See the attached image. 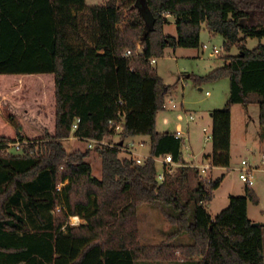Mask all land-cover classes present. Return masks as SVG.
Returning a JSON list of instances; mask_svg holds the SVG:
<instances>
[{
	"label": "trees",
	"instance_id": "16d2710c",
	"mask_svg": "<svg viewBox=\"0 0 264 264\" xmlns=\"http://www.w3.org/2000/svg\"><path fill=\"white\" fill-rule=\"evenodd\" d=\"M167 14L177 36L165 34ZM203 25L224 37L226 50L241 46L195 78L230 80L227 105L212 112L209 155L215 167L229 168L232 107L248 108L256 95L264 126V44L241 45L264 39V0H145V7L141 0H0V264L172 262L177 251L184 264H264V224L248 215L249 202L259 204L252 187L212 217L208 203L223 177L206 183L197 169L180 167L157 179L155 158L178 161L181 142L157 130L175 85L152 59L167 48H200ZM119 113L125 124L117 144L149 137L150 158L138 165L118 147H97L98 178L92 149L69 152L64 141L77 118L80 140L112 136L109 122ZM18 142L20 152H5ZM146 204L174 227L161 244L139 241L138 209ZM77 215L86 222L70 225ZM184 235L190 243L173 244Z\"/></svg>",
	"mask_w": 264,
	"mask_h": 264
},
{
	"label": "rangeland",
	"instance_id": "374dc122",
	"mask_svg": "<svg viewBox=\"0 0 264 264\" xmlns=\"http://www.w3.org/2000/svg\"><path fill=\"white\" fill-rule=\"evenodd\" d=\"M88 4H105L108 0H86ZM124 15L128 16V11L124 10ZM168 24L165 25L166 35L177 36L176 19L171 16ZM244 35L242 34L241 37ZM200 48H167L162 57L157 58L155 69L162 72L164 82L167 85H175V88L166 96L165 110L158 113L157 130L161 132L170 131L174 133L180 126L187 130L189 126L196 129L197 137L203 140V127L212 128L211 113L215 110L223 109L230 97V80L222 78L214 82H197L196 77L205 76L224 65L230 56L240 53L241 46H233L230 51L225 49V39L221 34H212L203 25L200 35ZM259 44H264V39L248 38L241 45L247 49H254ZM203 45H208L211 49L204 50ZM140 46V45H139ZM139 46L137 47L139 49ZM217 47L220 50L218 56H213L212 49ZM137 49V50H138ZM253 104L246 108L242 104L232 107V128L231 139V164L226 169V176L221 187L215 191L213 199L208 203V212L215 216L229 203L230 195H244L246 184L239 178V168L242 160H247L250 165L256 167L254 172L255 184L252 189L259 198V204L249 202L248 215L254 223L264 224V141L262 140V128L259 124V106L256 95L251 97ZM194 116V121H189V116ZM193 126V127H192ZM114 141L119 139V135L111 137ZM145 140L146 146L139 148L143 154H150L149 137H135L128 140ZM127 140V141H128ZM197 140V139H196ZM113 141V142H114ZM69 152L74 150L85 151L88 145L85 141L73 137L64 141ZM198 147V145H197ZM210 144L207 145V149ZM138 150V148H137ZM11 152H14L13 150ZM121 157H126L120 153ZM201 159V157H199ZM203 158V157H202ZM88 161L93 168L94 176L102 177V161L99 154L92 149ZM158 171L162 170L161 163H156ZM214 169L210 172L209 178L215 179ZM194 178L193 184H196ZM139 241L145 245L161 244L174 231V227L166 219L163 210L153 205H142L138 209ZM74 218H70L68 223L75 225ZM191 239L184 235L176 239L173 244H188ZM177 261H142L138 264H184L179 251L176 252Z\"/></svg>",
	"mask_w": 264,
	"mask_h": 264
},
{
	"label": "built area",
	"instance_id": "2783aa9c",
	"mask_svg": "<svg viewBox=\"0 0 264 264\" xmlns=\"http://www.w3.org/2000/svg\"><path fill=\"white\" fill-rule=\"evenodd\" d=\"M167 18H170L171 15L167 14ZM204 50L211 49L208 45H203ZM141 51V47L137 50V53ZM220 50L217 47H213L212 55L218 56L220 54ZM128 55H131L132 52L128 51ZM157 62V59H152V64L154 65ZM189 121H194V116H189ZM81 119L77 118L72 126V135L73 137L79 139L75 136V131L78 128V124L80 123ZM125 124V116L122 113L118 114L116 119H112L109 122L110 131L113 133L112 136L105 137L101 140L96 139H88L85 142L88 145L89 149H96L97 147H118L120 149V153H124L126 158L133 160L138 165H144L147 159L150 158V154L146 155L139 151V148H144L146 143L143 140L135 141V140H126L120 141L119 139L115 142H111L110 138L115 135H120L123 131V127ZM203 132L205 133V140L206 141H213V129L209 130L207 127L203 128ZM175 138L181 142V155L180 159L176 161L173 158L172 154H166L164 156L155 158L156 163H161L162 170L158 171L157 179L159 182H163L166 178L167 173L175 174L180 167H191L198 170L200 177L206 183H211L214 179L209 178L210 172L215 168L212 163V159L206 156L199 158V156L194 152L190 139L186 133V131L182 127H178L176 131L173 133ZM71 135V136H72ZM121 142H123L121 144ZM22 148V144L20 142L11 144L9 148L5 149V152L10 153L12 150L14 152H20ZM138 148V150H137ZM264 159V155H263ZM257 170L256 167L250 165L247 160H242L241 167L239 168V178L242 182L246 184V186L253 187L255 184V176L254 172Z\"/></svg>",
	"mask_w": 264,
	"mask_h": 264
},
{
	"label": "crops",
	"instance_id": "0c3cea01",
	"mask_svg": "<svg viewBox=\"0 0 264 264\" xmlns=\"http://www.w3.org/2000/svg\"><path fill=\"white\" fill-rule=\"evenodd\" d=\"M172 36H174V35H172ZM157 63V62H156ZM155 63V64H156ZM155 64H154V66H155ZM221 66H223V64L221 65ZM221 66H219V67H221ZM219 67H217V68H219ZM157 70V72H158V74L164 79V77H163V75H162V72L161 71H159L158 69H156ZM250 106V105H249ZM211 118H212V113H211ZM258 118H259V116H258ZM259 124H260V122H259ZM212 125H213V120H212ZM193 127V126H192ZM195 127V126H194ZM193 127V129L189 126V128L187 129V130H185L186 131V133H187V135H188V137H189V139H190V142H191V145H192V148H193V150H194V152L199 156V157H203V156H206V157H209V155L212 153V150H213V144H212V142H210V141H206L205 140V133H204V138H203V140H200V139H198L197 137H195V139H193V136L196 134V129ZM260 127L262 128V133H261V137H262V140L264 141V126H261L260 125ZM204 128V127H203ZM208 128V127H207ZM209 129V128H208ZM213 129V126H212V128H210L209 130H212ZM158 132H161V131H158ZM232 134H233V128H232ZM197 139V140H196ZM145 143H147L145 140H143ZM149 141H150V138H149ZM208 144H210V147L207 149V145ZM197 145H198V147H197ZM232 147V146H231ZM210 158V157H209ZM226 169H228V168H225V167H215L214 168V171L216 170V171H218V172H216L215 173V179H217V178H220V177H223V181H224V179H225V176H226ZM223 181L221 182V184H220V186H219V188L221 187V185H222V183H223ZM63 186H61L59 189H61ZM218 188V189H219ZM246 188V187H245ZM218 189H216L215 191H217ZM215 191L213 192V196H214V193H215ZM245 195V194H244ZM231 196H240V195H230L229 196V203H230V197ZM241 196H243V195H241ZM229 203H228V205H229ZM252 203V202H251ZM227 205V206H228ZM256 205V204H255ZM258 205V204H257ZM226 206V207H227ZM225 207V208H226ZM224 208V209H225ZM223 210V209H222ZM221 210V211H222ZM220 211V212H221ZM218 214V213H217ZM216 214V215H217ZM215 215V216H216ZM212 217H215V216H213V215H211ZM72 218H74L75 220L78 218V222L77 223H75V225L73 224V226H78V225H80V224H83V223H85L86 221L83 219V218H81L80 216H73ZM253 222H255V220H253V219H251ZM77 221V220H76ZM180 238V237H179ZM179 238H177V239H179Z\"/></svg>",
	"mask_w": 264,
	"mask_h": 264
},
{
	"label": "water",
	"instance_id": "95a60500",
	"mask_svg": "<svg viewBox=\"0 0 264 264\" xmlns=\"http://www.w3.org/2000/svg\"><path fill=\"white\" fill-rule=\"evenodd\" d=\"M141 3H142V6L145 7V0H141ZM123 142H121L122 144ZM255 224H258V223H255Z\"/></svg>",
	"mask_w": 264,
	"mask_h": 264
},
{
	"label": "bare ground",
	"instance_id": "6f19581e",
	"mask_svg": "<svg viewBox=\"0 0 264 264\" xmlns=\"http://www.w3.org/2000/svg\"><path fill=\"white\" fill-rule=\"evenodd\" d=\"M76 220H78V218Z\"/></svg>",
	"mask_w": 264,
	"mask_h": 264
}]
</instances>
